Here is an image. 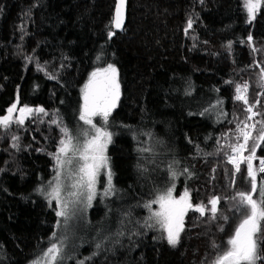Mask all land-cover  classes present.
Here are the masks:
<instances>
[{"label":"trees","instance_id":"1","mask_svg":"<svg viewBox=\"0 0 264 264\" xmlns=\"http://www.w3.org/2000/svg\"><path fill=\"white\" fill-rule=\"evenodd\" d=\"M113 2L0 0V116L13 115V103L47 113L19 124L15 111L9 127H0V264H27L51 242L56 209L40 187L91 71L108 64L117 69L119 99L106 152L127 204L95 197L88 243L76 237L58 264H213L238 223L232 197L251 186L246 162L233 184L228 145L241 140L237 123L264 120V7L249 23L243 0H127L123 28L113 31ZM245 82L248 104L234 99ZM250 104L261 115L246 120ZM259 129L250 130L257 136ZM263 154L261 141L256 155ZM171 187L203 205L220 198L216 219L184 214L175 245L152 215L154 196ZM258 240L264 257V230Z\"/></svg>","mask_w":264,"mask_h":264},{"label":"snow or ice","instance_id":"2","mask_svg":"<svg viewBox=\"0 0 264 264\" xmlns=\"http://www.w3.org/2000/svg\"><path fill=\"white\" fill-rule=\"evenodd\" d=\"M125 0H117L115 16L112 21V25L115 28H120L123 24V9ZM264 7V0H244V8L247 12L248 22H252L257 13ZM192 27V20L189 19L187 30ZM114 33L109 32V37ZM252 36H248V42H252ZM231 42H229V47ZM255 50V49H254ZM261 79L264 80V69H261ZM264 86V85H262ZM248 85L245 82L244 85H236L234 97L237 101H243L248 104L247 101ZM84 103L81 106L80 119L88 125H92L95 134L91 136V139L85 140L83 147L80 148L74 143V140L78 139L74 137L67 127L61 129L64 133V137L60 140V146L57 148L56 153H52L56 160V176L54 180L55 185L52 186L51 191L46 193L50 200H55L59 210L56 212L57 217L64 218V224L67 225L69 220V201L65 200L62 196V183H61V170L65 165L73 164V157L79 154V160L82 161L75 173L77 178L71 185L76 191L68 193L69 197L74 198L72 203L81 202V196L86 189L87 204L90 206L91 202L96 195V181L97 176L102 168L108 167V157L105 155V149L107 144L111 142L112 134L104 129L96 128L93 125L91 117L100 115L105 121H107L111 111L116 107V101L119 99V82L117 79V69L114 65L108 64L106 68L97 69L91 73L89 82L85 85L84 89ZM259 103V101H257ZM256 107L254 104L247 106L246 111L250 114L246 120H253L254 117L261 115L257 111H253ZM17 108L16 104H13L7 109L9 114L13 113ZM35 113H45L42 107L35 109L24 106L19 109L20 116L16 120L17 123L23 124L24 117L26 115ZM12 122L11 115L0 116V127L7 128ZM53 124L57 123L56 120L51 121ZM243 125V127H242ZM257 125H260L259 135L254 136L253 131L257 129ZM251 129V130H249ZM237 132L242 135L243 143L230 144L228 147L231 149L232 155H227L229 163L234 165L235 172L233 173V184L235 183V174L241 171L242 162L247 163V176L250 179V191L237 192L233 200L237 201L235 211L240 212L243 216L240 223L236 226L234 234L227 241L228 249L222 254H219L214 261V264H257L258 261L264 259L260 253V241L258 240V234L261 233L262 222H264V179L258 182L257 172L264 174V158L259 159V168L255 169L253 166V160L256 159L257 148L260 147V142L264 141V120H258L249 125L246 121H240L236 125ZM87 135V133H85ZM226 136L228 134H225ZM15 141L18 137L13 136ZM250 141L252 144L250 146ZM13 147H16L13 144ZM219 150V149H218ZM250 151V155H243L245 151ZM72 156H69V153ZM240 154V155H237ZM187 172V169L184 170ZM170 174L174 179L176 172L170 169ZM109 188L106 189V194L111 189V172L108 173ZM173 189L168 188L166 192L161 193L156 201L152 203H158L160 210L154 212L152 215L155 217L156 222L160 224L162 229L167 233V240L170 245H175L180 237V232L183 229V217L184 214L194 208L200 213L201 216L205 215L206 206L203 204L193 205L189 199V193L187 190L179 197L175 199L172 196ZM259 194L260 199L254 198V194ZM220 198L213 196L208 203L211 205L210 212L212 218L216 219L218 214V204ZM148 206V205H146ZM75 213H73L74 215ZM61 221H57L59 227ZM149 227L151 225H148ZM122 235V233H121ZM57 237V233H53V238ZM67 237L58 240V242L51 243L50 247L43 252L42 256L38 257L33 264H58V261L62 259V253L64 249V243ZM100 245L97 244V248ZM88 259V258H85ZM78 264H85L84 260L78 261Z\"/></svg>","mask_w":264,"mask_h":264},{"label":"rangeland","instance_id":"3","mask_svg":"<svg viewBox=\"0 0 264 264\" xmlns=\"http://www.w3.org/2000/svg\"><path fill=\"white\" fill-rule=\"evenodd\" d=\"M243 3H244V0H243ZM245 12H246V10H245ZM246 15H247V12H246ZM106 67L107 66L94 68L91 71V73H93L97 69H103V68H106ZM91 73H90V75H91ZM90 75H89V78H90ZM260 78H261V72H260ZM88 82H89V79H88L87 83ZM241 85H244V84H241ZM262 85H264V80H261V86ZM262 87H264V86H262ZM235 95H236V92L234 93V96ZM83 103H84V101L81 99L80 107H79V111L77 113V116L76 115L72 116L70 114L69 120H70V123H72V126H70L68 128L70 130L71 134L74 137L78 138V139L74 140V143L77 144L80 148L83 147V144H84L85 140L91 139V136L95 134V131L92 128V125H88V124H86L84 121H82L80 119L81 106L83 105ZM13 104H16V103H13ZM18 108H22V107L20 105H17L16 109H18ZM15 111L13 112V115H14ZM13 115H11L12 119L14 118ZM249 115L250 114L248 113V116ZM19 116H20V113L17 114L18 118H19ZM91 119H92L93 125H95L96 128H101V129H104V130L110 132L112 134V136H111V140H112L114 131H113V129L110 126V123H109L110 122L109 121L110 116L108 117L107 121H105L103 119V117L100 116V115L93 116V117H91ZM251 124L252 123L250 122L249 125H251ZM242 127H243V125H242ZM85 133H87V135H85ZM62 137H64V133H62V135H61V137H60V139L58 141L55 153L57 151V148L60 146V140L62 139ZM108 144H107V146H108ZM165 145H166V142L161 141V140H159V142L156 144L157 148H159V149H162V147H165ZM106 149H107V147H106ZM106 149H105V155L107 156ZM69 156L70 157L72 156L71 152L69 153ZM53 163H54V168H53V171H52V174H51L50 178H48V180H47V182H46V184L44 186L40 187V190L42 188L43 195L46 198H48V199H49V197L46 195V193L50 192L52 186H54L55 183H56V181L54 180V177L56 176L57 169H56V160L54 159V156H53ZM81 163H83V162L79 160V154L77 153L76 156L73 157V164L72 165H65L64 168L61 170V172H62V175H61L62 196H63V198L65 200L69 201L68 212H69V217L70 218L68 220L67 225H65L64 222H63L64 218L57 217V221L58 220L61 221L60 226L59 227L57 226V229H56V232H55V233H57V237L56 238H52L51 242L35 258H33L27 264H33V262L36 261L38 257L42 256L43 252L46 251L50 247L51 243L58 242V240L64 238L65 236L67 237V239L65 240V243H64V249H63L62 257H64L63 254L65 253V251L71 248L72 242L76 239V237H77L76 244H80V245L87 244L88 241H87L86 237H89V234L92 232V228L90 226L91 223L86 220V215L88 214L89 208L92 206L93 202L95 201L94 200L95 197H97V199L100 202H102V203H106V201L104 199H106V198L109 199L111 196H112V198H116V199L122 198L121 200L125 204H127V199H128L127 198V196H128L127 193L124 190H122L121 188H119V189L115 188L114 185H113L114 184L113 183V179H112L113 178V174H112V169L110 167L111 166V162H110V159L108 157V167L102 168L100 173L97 176V181H96V185H95L96 195L94 196V198H93V200L91 202V205L89 206L87 204L86 189L84 190V193H83V195L80 198L81 202L80 203H76L75 205H73L72 201H73L74 198L69 197L68 193H70L72 191H76V189H73L71 187V185L74 183L75 179L77 178V176L73 175V173H75L77 171V169H78V167H79V165ZM109 172H111V189L112 190L106 194V189L109 188V183H108V173ZM156 176L158 177V175H156ZM166 190H167V188L162 190V192L158 193V195H155L153 201H156L157 197L161 193L166 192ZM182 194L183 193H181L179 195H173V192H172V196L175 199H179V197ZM51 201H53V203L55 205L56 212H57L59 210V208L57 207L56 201L54 199L51 200ZM208 201L209 200H207V202L205 204V206H206L205 214H207V215L211 214V212H210L211 205L208 203ZM153 205H154V210H153L154 212L160 210V206H159L158 203H153ZM115 210L117 212L118 207ZM73 213H75V214L73 215ZM196 215L201 217V215L199 213H196ZM242 218H243V216L239 212L237 225L240 223ZM93 228H94V226H93ZM102 228H104V226ZM93 231H94V229H93ZM165 234L167 235L166 232H165ZM233 234H234V232H233ZM81 235H83V237H81ZM228 247H229L228 245L227 246L223 245L222 249L218 252V255L222 254L224 251H226L228 249ZM59 262L60 261H58V263ZM213 264H214V262H213Z\"/></svg>","mask_w":264,"mask_h":264},{"label":"water","instance_id":"4","mask_svg":"<svg viewBox=\"0 0 264 264\" xmlns=\"http://www.w3.org/2000/svg\"><path fill=\"white\" fill-rule=\"evenodd\" d=\"M113 1H114V2H113V9H112V16H111V27H112V30H113V31H120V30L123 28V25H124V23H125L126 2H127V0H125L124 9H123V24H122V26H121L120 28H115V27H113V25H112V21H113L114 16H115V10H116V2H117V0H113ZM19 109H20V108L16 109V113H17V114H19ZM5 115H8V114H5ZM5 115H1V116H5ZM191 203H192L193 205L202 204L201 201L191 202ZM189 210H190V211H193V212H196V213H199V212L196 211L194 208L189 209ZM199 214H200V213H199Z\"/></svg>","mask_w":264,"mask_h":264},{"label":"built area","instance_id":"5","mask_svg":"<svg viewBox=\"0 0 264 264\" xmlns=\"http://www.w3.org/2000/svg\"><path fill=\"white\" fill-rule=\"evenodd\" d=\"M240 143H243V137H242V135H241ZM228 155H232V152L230 151ZM237 155H240V154H237ZM243 155L247 156V155H249V154H246V153L244 152ZM256 157H257V158L254 159V161H255L256 169H258V168H259V159H260V158H264V154H263V155H256ZM232 167L235 169L234 165H232Z\"/></svg>","mask_w":264,"mask_h":264},{"label":"flooded vegetation","instance_id":"6","mask_svg":"<svg viewBox=\"0 0 264 264\" xmlns=\"http://www.w3.org/2000/svg\"><path fill=\"white\" fill-rule=\"evenodd\" d=\"M83 96H84V94H83ZM83 101H84V99H83ZM196 213V212H195Z\"/></svg>","mask_w":264,"mask_h":264}]
</instances>
